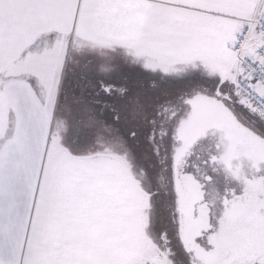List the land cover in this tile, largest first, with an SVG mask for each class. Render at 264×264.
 I'll return each instance as SVG.
<instances>
[{"label":"snow or ice","instance_id":"obj_1","mask_svg":"<svg viewBox=\"0 0 264 264\" xmlns=\"http://www.w3.org/2000/svg\"><path fill=\"white\" fill-rule=\"evenodd\" d=\"M0 264H264V0H0Z\"/></svg>","mask_w":264,"mask_h":264}]
</instances>
